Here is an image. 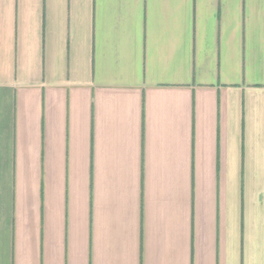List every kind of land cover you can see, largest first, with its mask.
<instances>
[{
    "label": "crops",
    "instance_id": "0c3cea01",
    "mask_svg": "<svg viewBox=\"0 0 264 264\" xmlns=\"http://www.w3.org/2000/svg\"><path fill=\"white\" fill-rule=\"evenodd\" d=\"M0 264H264V0H0Z\"/></svg>",
    "mask_w": 264,
    "mask_h": 264
}]
</instances>
